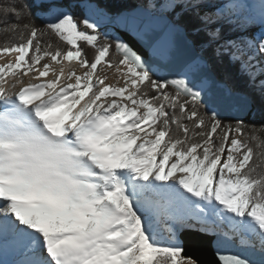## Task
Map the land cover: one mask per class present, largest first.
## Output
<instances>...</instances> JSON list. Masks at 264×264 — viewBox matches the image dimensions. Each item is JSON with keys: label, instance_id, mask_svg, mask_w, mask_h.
<instances>
[{"label": "snow or ice", "instance_id": "snow-or-ice-1", "mask_svg": "<svg viewBox=\"0 0 264 264\" xmlns=\"http://www.w3.org/2000/svg\"><path fill=\"white\" fill-rule=\"evenodd\" d=\"M208 2L150 5L159 16L143 28L127 17L151 58L170 59L181 40L196 46L190 34L207 38L171 78L101 37L99 3H0V39L12 38L0 44V264H200L184 254L189 227L217 237L218 264H264V137L221 119L237 93L209 73L226 56L264 96V2ZM253 25L258 34H224ZM153 216L173 221L167 240Z\"/></svg>", "mask_w": 264, "mask_h": 264}, {"label": "water", "instance_id": "water-1", "mask_svg": "<svg viewBox=\"0 0 264 264\" xmlns=\"http://www.w3.org/2000/svg\"><path fill=\"white\" fill-rule=\"evenodd\" d=\"M129 14H135L140 22V26L143 28L145 25L151 26L152 23L159 15H155L150 11L135 9L132 11H124L119 16L110 18L101 16L100 24H112L116 25L114 31L110 35L111 40H115L117 37L121 38L124 42L132 46L146 61L154 65L156 70L161 74V76L167 75L171 78L179 71V65L184 60L191 56L199 54L196 46L189 44L181 40L178 43L176 52L170 59L163 58H151V52L145 43L127 26L126 20ZM160 33L157 29L151 28L147 35L148 39H153ZM190 41L194 42L190 38ZM195 45V43H194ZM151 58V59H150ZM210 75L218 82L225 83L221 81L218 76L213 71L212 67L209 69ZM227 84V83H226ZM214 91H219V89L214 88ZM235 92V91H234ZM237 95L233 98L235 105L237 106L235 110L226 113L221 116L222 120H235L236 118H242L245 122L252 121L255 113L256 106L252 101L251 97L244 93L235 92ZM181 240L184 242V254L191 255L200 261V264H218L216 257L217 251V237L203 234L197 231H183L181 234ZM232 250L244 253L245 250L240 249L235 246L233 242Z\"/></svg>", "mask_w": 264, "mask_h": 264}, {"label": "trees", "instance_id": "trees-1", "mask_svg": "<svg viewBox=\"0 0 264 264\" xmlns=\"http://www.w3.org/2000/svg\"><path fill=\"white\" fill-rule=\"evenodd\" d=\"M158 1H160L158 5L164 3L163 0H158ZM27 2L31 3V0H27ZM67 2L72 3L74 2V0H67ZM90 2L99 3L101 7L105 9L108 16L116 17V16H119L124 11L133 10L137 8L138 6L141 5L140 4L141 2H144V0H90ZM0 3H4V0H0ZM143 4L141 6H144ZM33 12H35V9H33ZM74 12L78 16V18L80 19L83 18V11L81 9H74ZM152 13H154L155 15H159V13L155 10H153ZM36 24L42 26L43 22L39 18H37ZM104 28L106 32L105 30L99 29L101 37L103 38L106 35L107 38L111 40L107 33V31H110L109 28L108 27H104ZM235 32L242 33V35L244 33L240 31H235ZM235 32H229L228 26H225L224 28L225 36L227 34H234ZM189 38L194 41L196 48L200 53L201 49L198 47V45L207 38L204 36L203 33H200L198 35L190 34ZM11 39H12L11 37L4 35L2 39H0V44H2L6 40H11ZM46 39H51L53 43H58V40L54 35H50L49 37H46ZM14 42H18V41H14ZM59 43H61L62 47H68L67 45H63L62 42H59ZM81 47L84 48V51L87 53L88 58L91 59L92 50L88 48L87 46H85L83 43L81 44ZM203 54L205 56L211 57V54H212L211 49L204 50ZM211 67L213 71L215 72V74L218 76V78L221 81L230 85L235 92L244 93L248 95L249 97H251V99L253 100L256 106V113L252 121H247L245 123L248 125H255L259 136L264 137V130L261 129V126H264V96H262L256 88L252 87L249 84L247 77L242 76L240 74L239 66L230 63L226 56L221 57L219 59L213 58L211 60ZM224 121L227 123L230 120L225 119ZM160 219L161 221L157 225L156 231L158 233V239L161 240L165 238V235H167L165 231V229H167L165 227L166 224L167 223L170 224L173 221L168 220L166 218H162V217H160ZM185 230H186L185 228L182 229V231H185Z\"/></svg>", "mask_w": 264, "mask_h": 264}, {"label": "rangeland", "instance_id": "rangeland-1", "mask_svg": "<svg viewBox=\"0 0 264 264\" xmlns=\"http://www.w3.org/2000/svg\"><path fill=\"white\" fill-rule=\"evenodd\" d=\"M159 2H160V1H158V0H155V1H153V0H144V2H141V3H140L141 5H142L143 3H145V4H143L144 6H141V5H140V6H138V7L135 8V9H142V10H147V11L153 12V9L150 8V5H158ZM163 2H165V0H163ZM231 2H232V0H209L208 4L206 5L205 10H207V11H211L212 9H218V8H220L221 6H224V5L229 4V3H231ZM241 2L243 3L242 0H241ZM250 8H251V7H250ZM250 8L248 7V10H249V11H251ZM135 9H133V10H135ZM128 11H132V10H128ZM153 14H154V13H153ZM103 17H104V16H103ZM106 17H110V16L107 15ZM110 18H113V17H110ZM96 19H97V22H98V24H99V29H101V30H105L104 27H108V28H109L110 31H107V33H108V36L110 37V35H111V33L114 31L116 25H115L114 23H112V24H100L99 21L101 20V17H97ZM259 28H260L259 25H253V26H251V27L248 29L247 32H244L243 35H242V33H237V32H235L234 34H227L226 37H227V38H236V37H240V36H244V35L252 36L253 34H255L254 32H255L256 30H258ZM105 32H106V30H105ZM236 34H237V35H236ZM77 70H78V69H77ZM79 71H80V69L78 70V72H79ZM110 72H114V69H113V70H108V73H109V74H111ZM252 101H253V100H252ZM146 214L151 215V213H146ZM162 218H164V217H162ZM152 219H153V227H154V229H155V231H156V230H157L156 227H157V225H158L159 222H160V218H156L155 216H153ZM172 226H173V224L171 223V224H169L168 226H165V227L168 228V227H172ZM186 229H190V231L201 232V233L204 234V232L199 231L198 228H196V227H189V228H186ZM165 231H166V234H167V235H165V238L161 239L162 241L167 240V239H168V236H169L168 231H167L166 229H165ZM156 232H157V231H156ZM182 232H183V231H182V229H181L180 232H179V236H180V238H181V234H182ZM208 235H209V234H208ZM212 236H213V235H212Z\"/></svg>", "mask_w": 264, "mask_h": 264}, {"label": "bare ground", "instance_id": "bare-ground-1", "mask_svg": "<svg viewBox=\"0 0 264 264\" xmlns=\"http://www.w3.org/2000/svg\"><path fill=\"white\" fill-rule=\"evenodd\" d=\"M243 1V3L245 4V5H247L251 10H253L252 8H256L255 10H258L259 9V7H260V5H261V3L262 2H264V0H242ZM221 7H223V6H221ZM220 7V8H221ZM215 9H212L211 11H214ZM261 31V28H259L258 30H256L254 33L255 34H258L259 32ZM255 34H253V35H255ZM111 74H109V82H115V78H114V75H113V73L114 72H110ZM9 261H12L15 257L14 256H12L11 254H9L7 257H6Z\"/></svg>", "mask_w": 264, "mask_h": 264}]
</instances>
